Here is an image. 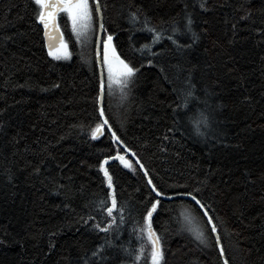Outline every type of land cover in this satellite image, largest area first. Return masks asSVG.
<instances>
[{
    "label": "trees",
    "instance_id": "trees-1",
    "mask_svg": "<svg viewBox=\"0 0 264 264\" xmlns=\"http://www.w3.org/2000/svg\"><path fill=\"white\" fill-rule=\"evenodd\" d=\"M107 2L109 10L104 14L106 26L127 29L128 24L119 14V6L124 0ZM143 2L152 15L167 17L173 14L174 5L179 0ZM213 3L212 11L203 15L208 22V33L199 45L191 51L176 53L167 50L172 46L166 42L158 63L172 80L177 75L183 77L179 71L180 65L187 68L190 63L198 64L195 75L200 83L197 84L196 94L203 98L205 85H212L219 93V99L225 106L218 119L222 122L220 127L229 134L230 146L217 145L210 154L204 143L184 140L182 149L170 147L166 155L156 151L158 141L154 137L159 135L165 123V114L169 111L156 101L174 99L171 93L173 85L163 80L157 66L146 65L136 81L131 99L120 106L113 101L106 111L111 114L110 120L117 121L114 127L121 123L124 125L130 146L137 149L142 160L155 168L168 183L191 184L196 177L202 178L209 167L216 169L205 195L215 200L213 207L218 215L227 220L222 231L235 229L243 233L248 238L245 244L259 250L253 253V259L258 261L264 255V202L257 197L264 190V183L257 180L255 185L244 184L242 171L250 169L256 176L264 172V67L260 61L264 46H257L255 41L258 37L249 35V30L244 26L246 22L237 25L239 39L229 44L231 27L225 21L239 15L234 13L239 0H213ZM250 7L255 13L253 19L257 21L254 26H259V21L264 19V0H251ZM34 10L31 0H0L3 33L23 34L15 45L0 48V109H4L0 113V120L6 124L4 133H0V231L9 233L8 243L0 244V264H79L80 259L93 248L97 237L77 223L78 217L96 215L93 210L96 201L105 196V186L101 184L99 174L88 165L95 163L98 149L107 150L109 147L108 141L103 138L102 143L91 141L78 130L69 131L70 125L77 122L87 124L95 117L92 103L95 87L92 74L94 46L90 53H86L71 33L70 22L61 13L58 23L73 57L70 61H54L47 56L41 26L33 20ZM120 34L122 40L128 35L126 31ZM134 39L139 47L147 42L148 34L137 32ZM54 83L61 86L52 88ZM175 83L176 86L180 85L179 80H175ZM41 88L48 90L42 91ZM244 96H250L252 103H242ZM154 103L155 107H151ZM191 107L192 111L188 113L191 119L185 120V125L194 129L193 121L198 118L201 106L193 104ZM149 114L160 118V122L144 120L143 116ZM17 134L23 139L14 144L12 137ZM61 136L64 139H59ZM145 140L150 144L145 145ZM45 141L51 142L49 151L56 161L67 164L68 168L58 173L55 164L48 160L45 165L47 170L39 177L32 176L25 164L29 160L35 162L42 158L34 155L31 149L38 150ZM237 144L240 147L231 146ZM26 146L29 152L23 151ZM175 151L180 152L179 158L173 155ZM191 164H199V171H194ZM113 168L118 191L121 186L123 190L120 199L128 202L129 208H134L132 219L139 222L143 178L122 165L114 164ZM5 169L15 173L13 183L4 179ZM49 175L62 184H68L67 195L70 199L65 201L64 196L54 195L50 191L52 184L46 179ZM68 176L72 177L70 182L64 179ZM212 185L220 189L215 196H211L216 191ZM137 188L141 189V193L136 192ZM64 202L70 203L71 209L63 208ZM182 202L191 207L181 208ZM163 203L165 207L159 217L154 218L153 227L166 235V248L175 253L167 257L168 264H187L189 257L200 255L186 229L197 224L206 227L201 210L188 199ZM240 205L244 214L238 219L233 212ZM181 213L191 214L193 223L185 224ZM125 219L120 242L138 249L143 240L138 239L131 230L138 229L139 223L128 221V213H125ZM181 228L185 231L181 232ZM49 232L57 233L53 238L56 247L51 252L48 248ZM235 239V236L231 240L225 236L223 240L230 255L234 253L228 249V245L234 244ZM17 240L21 243H17ZM209 255L213 264H218L215 250ZM141 264H144L143 260ZM237 264H240L239 260Z\"/></svg>",
    "mask_w": 264,
    "mask_h": 264
},
{
    "label": "snow or ice",
    "instance_id": "snow-or-ice-1",
    "mask_svg": "<svg viewBox=\"0 0 264 264\" xmlns=\"http://www.w3.org/2000/svg\"><path fill=\"white\" fill-rule=\"evenodd\" d=\"M31 3L35 8L33 20L42 29L47 56L54 61H70L73 57V52L60 31L58 16L61 13L70 22V31L75 35L77 42L83 43L89 39V34L94 37L92 74L95 77V87L92 103L95 117L87 124L77 122L70 125L69 131L78 130V133L85 134L91 141L102 143L103 138L108 141L109 147L107 150L98 149L94 157L95 163L88 165L99 174L100 182L105 186V196L96 201L93 209L96 215L88 214L78 217L77 223L97 237V242L80 259L79 264H141L142 260L144 264H168L167 257L175 255V253L170 248H166V235L153 227V221L164 209L163 202L172 201L175 198H188L198 206L201 210L203 224L206 226L202 228L197 224L187 227L186 231L190 234L194 248L200 253V255L189 257L187 264H205V262L213 264L209 253L214 250L217 253L218 264H237L238 260L240 264H264V255H261L258 261L253 259V253L259 250L251 244H245L248 238L243 233L237 232L235 229L222 231L227 220L218 215L216 208L213 207L215 200L205 195L209 191V185L212 177L216 174V169L209 167L202 178L196 177L195 182L191 184L168 183L155 168H151L146 161L142 160L137 149L130 146L124 125L121 123L118 127H114L117 121L110 120L111 114L106 111L111 107L113 100L117 98V94V102L120 104H125L131 99L136 81L146 65L157 66L163 80L173 85L171 93L174 99L156 101L169 110L165 114V123L159 135L154 137L158 141L155 145L156 151L166 155L170 147L178 146L182 149L184 140L204 143L210 154L217 145L230 146L228 143L229 134L220 127L222 122L218 119L221 109L225 106L219 99V93L212 85H205L202 89L203 98L196 94L197 84L200 83L196 80L195 75L198 64L190 63L187 68L180 65L179 71L183 73V77L176 76L175 80L180 81V85L176 86L175 80L169 79L165 69L158 63V58L164 53L166 42L172 46L167 50L176 53L191 51L199 45L208 33L206 27L208 22L203 19V15L212 11L215 6L213 0H179V3L174 5L173 14L167 17L152 15L143 0H124L119 6V14L128 24L127 29L106 26L104 14L109 10L107 0H104L103 3L102 0H31ZM250 3L251 0H239L234 9V13H239V15L234 16L231 21H225V23H230L231 27V37L227 41L229 44L239 39L237 25L240 22H246L244 26L249 30V35L254 34L258 37L255 41L257 46H264V19L259 21V26H254L257 21L253 19L255 13L250 7ZM2 29L3 25H0V48L7 49L10 45H15L23 35L21 33L4 34ZM122 31L128 33L126 39L123 40L120 34ZM53 32L58 36L56 44L51 42ZM137 32L148 34L147 42L140 44L139 47L136 46L137 41L134 39ZM260 61L264 67V55L260 56ZM214 83L218 84L219 81ZM19 86L24 87L25 85ZM60 86L59 83H54L52 88ZM41 90L47 91L48 89L41 88ZM241 102L251 104L252 98L244 96ZM193 104L201 106L198 118L193 121L194 129L185 125V120L191 119L188 113L192 111ZM150 106L155 107V103ZM3 112L4 109H0V113ZM143 119L160 122V118L150 114L143 116ZM5 128V122L0 120V133H4ZM21 139L23 137L17 134L12 137V143L18 144ZM59 139H64V136ZM35 143L39 144L40 141ZM144 143L148 145L150 141L145 140ZM50 145V141H45L38 150L31 149L34 155L42 156V158L35 162L29 160L25 164V168L31 170L30 175L41 176L43 171L47 170L45 165L48 160L55 164L58 173H62L68 168L67 164L56 161V158L52 156L49 151ZM231 146L240 147L239 144ZM23 151L29 152L30 149L26 146ZM173 155L179 158L180 152L175 151ZM114 164L122 165L132 173H139L143 178L144 192L141 193L140 188L136 189L137 193H141L139 222L132 219L131 213L134 208H129L128 202L120 199L123 190L121 186V190L118 191ZM190 167L198 172L200 166L191 164ZM3 176L8 183H13L16 178L11 169H5ZM242 176L243 183L246 185H255L257 180L264 183V172L256 176L250 169L245 168L242 171ZM46 179L52 184L50 191L54 195L64 196L65 201L70 199L67 195L69 191L67 183L62 184L51 175ZM64 179L70 182L72 177L68 176ZM229 179L231 178L229 177ZM43 182L41 181V183ZM212 187L216 191L212 192L211 196H215L217 192H220V189L216 185H212ZM257 199L264 202V190H261ZM237 201L239 203V197H237ZM57 207L60 206L57 205ZM180 207L187 209L191 205H185L182 202ZM63 208L71 209L70 203L64 202ZM125 213H128V221L139 223L138 229L131 230L137 234L138 239L143 240L138 249L129 248L120 242L121 233L125 230ZM243 214L242 205L233 212V215H237L238 219L243 217ZM181 215H183L185 224L193 223L194 217L191 214L181 213ZM180 231L183 232L185 229L181 228ZM56 235L57 233L49 232V252L56 247L53 240ZM225 236L229 240L233 236L236 237L235 243L228 245V249L234 255H230L226 250L223 242ZM8 239L9 233L0 231V244H7ZM16 242L21 243L20 240ZM201 256H203V260Z\"/></svg>",
    "mask_w": 264,
    "mask_h": 264
},
{
    "label": "rangeland",
    "instance_id": "rangeland-1",
    "mask_svg": "<svg viewBox=\"0 0 264 264\" xmlns=\"http://www.w3.org/2000/svg\"><path fill=\"white\" fill-rule=\"evenodd\" d=\"M80 44L82 45V48L84 49V51L86 53H90V49H92V46L94 44V37L91 36V34H89V39L85 40L83 43L80 42ZM114 104H116L117 106H120V103H118V94H117V98L113 100Z\"/></svg>",
    "mask_w": 264,
    "mask_h": 264
},
{
    "label": "water",
    "instance_id": "water-1",
    "mask_svg": "<svg viewBox=\"0 0 264 264\" xmlns=\"http://www.w3.org/2000/svg\"><path fill=\"white\" fill-rule=\"evenodd\" d=\"M60 31L62 32V30H61V28H60ZM63 33V32H62ZM52 37H53V39H52V43L53 44H56V43H58V36H57V33H55V32H53L52 33ZM63 38H64V34H63ZM131 158V157H130ZM132 159V158H131ZM135 162V161H134ZM176 199H188V198H175V199H173V200H176ZM188 200H190V199H188Z\"/></svg>",
    "mask_w": 264,
    "mask_h": 264
}]
</instances>
